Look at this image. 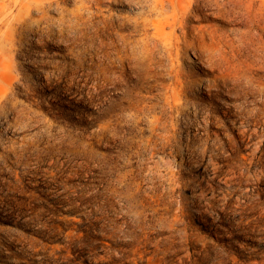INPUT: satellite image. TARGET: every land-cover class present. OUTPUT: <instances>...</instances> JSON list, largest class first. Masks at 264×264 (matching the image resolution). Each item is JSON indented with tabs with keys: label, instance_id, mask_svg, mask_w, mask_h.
I'll list each match as a JSON object with an SVG mask.
<instances>
[{
	"label": "rangeland",
	"instance_id": "rangeland-1",
	"mask_svg": "<svg viewBox=\"0 0 264 264\" xmlns=\"http://www.w3.org/2000/svg\"><path fill=\"white\" fill-rule=\"evenodd\" d=\"M0 264H264V0H0Z\"/></svg>",
	"mask_w": 264,
	"mask_h": 264
},
{
	"label": "bare ground",
	"instance_id": "bare-ground-1",
	"mask_svg": "<svg viewBox=\"0 0 264 264\" xmlns=\"http://www.w3.org/2000/svg\"><path fill=\"white\" fill-rule=\"evenodd\" d=\"M164 4H161V6H163ZM175 13V12H174ZM170 17V15L168 16V18ZM172 17V21H169V20H167V24L169 25V26H173L174 24H175V22H176V20H177V14H174V15H172L171 16ZM255 23H257V22H255ZM262 26V25H261ZM195 52H198V51H195ZM180 67V66H179ZM181 71V70H180ZM178 74H180V73H178ZM256 111V110H255ZM253 115V114H252ZM7 127V126H6ZM5 128V127H4ZM261 137V136H260Z\"/></svg>",
	"mask_w": 264,
	"mask_h": 264
}]
</instances>
